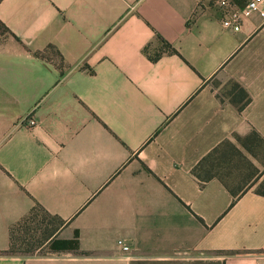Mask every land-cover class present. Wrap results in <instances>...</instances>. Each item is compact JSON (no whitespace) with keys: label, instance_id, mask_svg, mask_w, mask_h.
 Wrapping results in <instances>:
<instances>
[{"label":"crops","instance_id":"1","mask_svg":"<svg viewBox=\"0 0 264 264\" xmlns=\"http://www.w3.org/2000/svg\"><path fill=\"white\" fill-rule=\"evenodd\" d=\"M221 19L215 0H0V252L26 219L53 232L0 264H264V197L193 174L264 140V20ZM232 81L243 111L219 99Z\"/></svg>","mask_w":264,"mask_h":264},{"label":"trees","instance_id":"2","mask_svg":"<svg viewBox=\"0 0 264 264\" xmlns=\"http://www.w3.org/2000/svg\"><path fill=\"white\" fill-rule=\"evenodd\" d=\"M164 48L167 51L176 52L169 44L164 43ZM219 99L222 103L228 100L239 111H243L252 101L249 93L238 83L230 82L227 89L219 94ZM237 144L226 141L217 149H215L208 157L195 168L193 174L202 182L208 183L212 180L220 181L227 190L238 199L248 191L254 189L257 195L264 197V171L256 169V172L245 179L243 182H237L239 176H234L231 172H227L228 166L234 162L236 158L243 162L247 161L246 156L238 145L247 151L252 156L257 155L258 148L264 145V140L256 133H253L245 138L236 136ZM240 181V180H239ZM27 219L15 226L11 230L10 250L0 252V256L16 255L20 249H24L23 253H35V249L48 241L52 233L50 230H40L32 228L33 226L27 223ZM40 233V236L38 234ZM49 249L51 252H78L80 250L78 236L74 240H52Z\"/></svg>","mask_w":264,"mask_h":264},{"label":"built area","instance_id":"3","mask_svg":"<svg viewBox=\"0 0 264 264\" xmlns=\"http://www.w3.org/2000/svg\"><path fill=\"white\" fill-rule=\"evenodd\" d=\"M215 5L222 16L224 30L241 32L245 21L254 15L264 20V0H249L246 4H238L235 0H215ZM31 125H35V122L31 121ZM119 246L125 252L130 251L124 242H119Z\"/></svg>","mask_w":264,"mask_h":264},{"label":"rangeland","instance_id":"4","mask_svg":"<svg viewBox=\"0 0 264 264\" xmlns=\"http://www.w3.org/2000/svg\"><path fill=\"white\" fill-rule=\"evenodd\" d=\"M262 147L258 148L257 155L252 156L244 149L240 148L243 152V154L246 156L247 161L243 162L241 159L236 158L233 163L228 166L227 172H231L234 176H239V180L237 182H244L247 177L252 176L256 169L263 172L264 171V145H261ZM39 213V212H38ZM37 215V212L34 214ZM35 227V226H34ZM32 227V228H34ZM37 229V228H36ZM40 236V234H38ZM36 253H27L26 255L32 256ZM39 255H47L48 251L43 250L41 252H38Z\"/></svg>","mask_w":264,"mask_h":264}]
</instances>
